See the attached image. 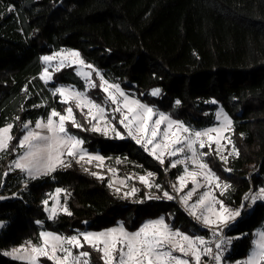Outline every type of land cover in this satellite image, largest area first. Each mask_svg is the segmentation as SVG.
I'll return each instance as SVG.
<instances>
[{
  "label": "trees",
  "instance_id": "obj_1",
  "mask_svg": "<svg viewBox=\"0 0 264 264\" xmlns=\"http://www.w3.org/2000/svg\"><path fill=\"white\" fill-rule=\"evenodd\" d=\"M9 5L15 11L9 13ZM58 49L78 51L85 64L139 96L161 89L159 103L186 127H212L220 105L232 120L229 138L235 152L226 165L213 169L232 186L220 199L239 208L247 193L264 188V0H0V128L13 125L10 147L0 152V196L5 197L0 200V264H26L3 251L24 241L38 243L40 231L72 236L121 223L133 232L165 214L178 229L201 232L177 203L121 199L106 179L75 164L35 180L13 168L23 124L45 121L52 109L62 110L51 88L65 84L84 89L83 80L69 68L52 75L54 84L39 78L40 58ZM68 130L86 141L84 148L103 156L109 168L152 172L156 183L167 174L132 140ZM56 188L66 190L59 203L65 204L67 195L73 214L50 221L42 201ZM245 213L227 233L229 238L243 235L226 254L228 264L242 259L253 232L264 228V202ZM90 260L102 264L92 253Z\"/></svg>",
  "mask_w": 264,
  "mask_h": 264
},
{
  "label": "snow or ice",
  "instance_id": "obj_2",
  "mask_svg": "<svg viewBox=\"0 0 264 264\" xmlns=\"http://www.w3.org/2000/svg\"><path fill=\"white\" fill-rule=\"evenodd\" d=\"M7 11L9 13L15 11V6L9 5ZM57 57H60V60L55 66L54 70L56 72H59L64 67L71 66L72 63L78 62L80 65L85 63L80 58L81 54L78 51L71 50L66 53L61 50V52H56L52 55H43L40 59L45 65H49ZM70 58L75 59L72 60ZM87 67L100 78L99 85L91 81L92 72L78 70L77 74L88 82V87L92 89L100 87L106 94V101H111L113 105H116L115 108L110 110L111 118L109 119L108 115H106V109L102 104L86 97L84 93L74 89L70 90L64 86L54 87L51 94L54 97L58 94L61 97V104H69L70 101H73L77 109L82 110L85 106L88 108V114L85 115V120L91 126L85 127L84 124L79 122L71 106L64 109L66 115H62L57 110L52 109L46 122H42L41 120L35 122L36 129L46 131L28 130L29 124L24 123L23 128L26 130V135L20 140V147L27 146V151L13 162L14 168L19 169L21 172H26L28 178L31 180L38 179L42 176H49L55 173L58 168L71 167V161L62 159L65 152L68 157L75 159L76 163L85 161L91 164L95 160L100 162L99 167H103L104 157L101 155H91L83 147L86 141L74 134H70L69 130L66 129L67 122H70L73 128H79L85 132L100 133L113 139L123 140L130 137L145 152L158 160L165 167L166 171L169 165L165 162V156L175 157L178 153L190 152L191 155L186 156L185 159L197 165L201 171H188L187 166H185V175H181L178 178L182 187L176 188L175 184L172 187L177 195H179L187 187L185 183L186 179L188 177L191 178L193 187L184 195L180 196V202L196 222L201 223L211 231L215 241L209 242L201 236H190L178 229L173 230L171 225L165 222L166 218L161 216L158 219L144 223L135 232L127 231L123 224L104 231H81L78 235L72 236L57 235L51 231H40L39 236L42 245H34L29 241L30 251L19 248L13 249L11 252H5L4 255L10 256L14 260L27 261V264H37L38 257L41 256L47 257L53 264H90L87 259L81 260L82 257L89 256L87 251H81L76 256L73 255V249L82 247L79 237H83V241L86 244L102 252L101 258L104 264H190L188 259H181L173 255V252L177 250L186 257L191 256L195 264H204L202 257H208V260L212 264H228L226 254L230 251L234 239L243 238V235L229 238L227 232L234 229L240 222V219L246 214V209L247 211H251L258 201H264V188H261L259 192L245 196L244 200L251 201V203H242L241 208L238 210L229 208L224 200L218 199L213 195L211 190L204 191L194 203L189 204V201L197 193L198 189L205 186L199 183V176H203L208 185H211L215 180L216 187L220 189L221 197L226 198L228 192L231 190L232 186L228 183L220 182V178L200 157L212 155L211 144L215 143L216 155L220 156V159L224 163L228 162V156L221 154L224 146L220 143V140L229 139V142H231L230 138L223 136V133L231 128L232 120L221 110L216 113L217 120L221 121L220 127H212L203 131L191 130L183 122L171 119L163 112H155L152 107L147 106V104L142 103L139 99L125 92L120 84L109 83L104 75L96 70L93 65L88 64ZM39 78L46 85L53 80V76L47 66ZM160 92L161 89L157 88L151 92V95L156 97ZM117 96L122 99H117ZM180 103V100L175 101L176 105H180ZM212 103L215 104L217 101L213 99ZM93 109H95V114L92 112ZM116 113L120 114L118 119ZM154 115L158 116V118L153 121ZM55 117H59L58 122L54 120ZM16 119L19 120L20 118L17 117ZM150 121L152 122L151 124ZM101 122H103V125ZM165 123L167 126L161 128V125ZM117 125L122 126L126 130L127 136L118 130ZM174 126L175 131H173ZM12 128V124L0 128V152L9 149L10 141L13 139L12 135H10ZM180 132L189 135H180L178 134ZM211 133H215V136L211 135ZM204 138H207V143ZM196 144H199L200 149L208 147L209 151H198L194 147ZM78 155L79 158L77 159ZM85 156H87V160H85ZM119 162L117 160V163ZM182 163L184 161L177 159L171 161L170 166L175 168ZM84 171L87 172L88 169L84 168ZM111 171L115 170L113 169ZM224 171L230 172L232 169L225 168ZM8 174L6 172L4 174L5 177ZM90 174L98 179H104L97 172H91ZM151 176H153V173L149 172L148 177ZM139 179L146 187H154L163 192L162 196L156 195L155 193L151 195L146 193L145 196L148 199L172 201L176 198L168 191L163 190L160 184H153L145 176H140ZM119 183L124 185L125 182L120 181ZM0 186L3 185L0 184ZM108 186L112 188L114 186L113 182L110 181ZM65 191L61 188L55 189L56 195L52 199L56 200V203L53 204L51 209L48 208V199L42 201V204L45 206V211L48 212V220L52 221L56 219L57 206L62 209L64 214L68 216L73 214L67 206V195L65 196V204L63 205H60L57 199ZM120 191V188H115L117 194ZM139 191L140 189L131 187L129 191L121 196V199L134 197ZM12 195L15 197L18 194L13 193ZM2 199H5V197L0 196V200ZM135 202L140 203L142 201L137 199ZM43 223L40 220L36 221L38 226H42ZM253 235H258L259 240H253L254 247L250 249L244 264H261V262H264V228L258 232H254ZM212 243H214V247L209 246ZM58 253H64V255L61 256ZM237 264H240V262H237Z\"/></svg>",
  "mask_w": 264,
  "mask_h": 264
},
{
  "label": "rangeland",
  "instance_id": "obj_3",
  "mask_svg": "<svg viewBox=\"0 0 264 264\" xmlns=\"http://www.w3.org/2000/svg\"><path fill=\"white\" fill-rule=\"evenodd\" d=\"M61 50H63L65 53L66 52H68L69 50H66V49H58L56 52H61ZM71 51H74V50H71ZM56 52H53V53H56ZM53 53H51L50 55H52ZM81 58V57H80ZM70 59H72V60H74L75 58H70ZM59 60H60V57H57L55 60H53L52 62H50L49 63V65H45L42 61H41V63H42V65H43V70H44V68L47 66L48 67V69H49V72L53 75V74H55V73H57L54 69H55V66L59 63ZM87 65L88 64H83V65H80L78 62L77 63H72L71 64V66H67V67H64V68H62L61 70H63V69H73L74 70V72L76 73V75L79 77V78H81V80H83V83H84V89H83V91H80V90H78L74 85H72V86H70V85H65V84H58V85H56L55 87H57V86H64V87H66V88H68V89H70V90H76V91H80V92H82V93H84L85 94V96L86 97H88V98H91V99H94L97 103H100V104H102V106L103 107H105V109H106V115H108V118L110 119L111 118V113H110V110L112 109V108H115L116 107V105H113L112 103H111V101H106V94L101 90V88L100 87H97V88H95V89H92V88H90V87H88L87 86V84H88V82H86L85 81V79L83 78V77H81L80 75H78L77 74V72H78V70L79 71H82V72H92V77H91V81L92 82H94V83H96L97 85H99L100 84V78L99 77H97L96 75H95V72H93L91 69H89L88 67H87ZM97 70V69H96ZM99 71V70H98ZM101 74H103L102 73V71L100 70L99 71ZM42 73H43V71H42ZM41 73V74H42ZM106 79V78H105ZM107 80V79H106ZM109 81V80H108ZM44 82V81H43ZM109 83H113V82H111V81H109ZM114 83H118V82H114ZM49 84H54V81L52 80L51 82H49ZM118 84H120V83H118ZM121 85V84H120ZM121 87H122V89L125 91V92H127V93H129L130 95H132V96H134V98H136V99H139L142 103H145V104H147V106H149V107H152L154 110H155V112H163V113H165L166 115H168L166 112H165V110H164V108H163V106H162V104H160L159 103V100H160V96H161V94H159L158 96H156V97H153L152 95H151V92L153 91V90H155V89H153V90H148V92L145 94V95H143V96H139V95H137L136 93H134L133 91H131V90H127L125 87H123L122 85H121ZM54 87H52L51 88V91H52V89H53ZM161 93V92H160ZM57 96V98H58V100H59V102H60V99H61V97L57 94L56 95ZM117 99H122V98H120L119 96H117ZM106 101V102H105ZM69 106H71L72 108H73V111H74V115H75V117H76V119L79 121V122H81L82 124H84V126L85 127H90L91 125L90 124H88L87 123V121L85 120V115H87L88 114V108L85 106L82 110L81 109H77L76 108V106H75V102H73V101H70V103L69 104H61V107H62V110H61V114L62 115H66V113H65V111H64V109L65 108H67V107H69ZM222 109L220 108V105H217L216 107H215V110H214V117H215V123H214V125L212 126V127H220L221 126V121H218L217 120V118H216V113L218 112V111H221ZM223 111V110H222ZM92 112H93V114H95V109H93L92 110ZM223 113H224V111H223ZM225 114V113H224ZM119 113H116V116H117V119L119 118ZM169 116V115H168ZM170 117V116H169ZM156 118H158V116H156V115H154L153 116V121L156 119ZM171 118V117H170ZM230 118V117H229ZM89 119H91V117H89ZM171 119H175V118H171ZM54 120L55 121H57L58 122V120H59V117H55L54 118ZM175 120H177V119H175ZM47 121V119L45 120V121H42V122H46ZM181 122V121H180ZM152 122L150 121V124H151ZM101 124L103 125V122H101ZM118 126V130L121 132V133H123L125 136H127V132H126V130L122 127V126H119V125H117ZM167 125H166V123L165 124H163V125H161V128H164V127H166ZM188 127V126H187ZM212 127H209V128H212ZM3 128V127H2ZM71 128H73L72 126H71V123L70 122H67L66 123V129L68 130V129H71ZM190 128V127H189ZM77 129H79V128H77ZM191 130H195V129H193V128H190ZM206 129H208V128H202L200 131H203V130H206ZM28 130H34V131H46V130H40V129H36V127H35V124H33V125H29V129ZM79 130H81V129H79ZM176 129H175V126L173 127V131H175ZM231 130V128L229 129V130H227V131H225L224 133H223V136L224 137H228L229 138V134H230V131ZM82 131V130H81ZM98 135H100V136H104V135H102V134H100V133H97ZM178 134H180V135H189V134H184V133H182V132H180V133H178ZM24 135H26V130L24 129V128H22V135H21V138H20V140L23 138V136ZM211 135H213V136H215V133H211ZM104 137H106V136H104ZM106 138H109V139H113V138H110V137H106ZM161 139H162V137H161ZM205 139V142L207 143V138H204ZM20 140L18 141V143H17V148H16V153H17V151H19V153L18 154H16V157L13 159V161H12V166H13V168H14V164H13V162L20 156V155H22L25 151H27V146H25V147H20ZM113 140H121V139H113ZM123 140H132L130 137L129 138H127V139H123ZM132 141H134V140H132ZM135 142V141H134ZM136 143V142H135ZM220 143L224 146L223 147V149H222V152H221V154L222 155H226V156H228V161H229V158L231 157V156H233L234 155V150L232 149V145H230V142H229V139H221L220 140ZM138 145V144H137ZM140 148H142L140 145H138ZM198 151H201V152H208L209 151V149H208V147H205L204 149H200L199 148V144H196L195 146H194ZM143 149V148H142ZM211 149H212V155H209V156H204V157H200V159L203 161V162H206L208 165H209V167L213 170L214 168H216V167H221V164L224 166V165H226V163H224L221 159H220V156H218V155H216V144L215 143H213V144H211ZM21 151V152H20ZM88 152L91 154V155H97L96 153H94V152H92V151H89L88 150ZM229 153H231V155H229ZM149 154V153H148ZM191 155V153L190 152H184V153H178L175 157H168V156H165V162H166V164H168L169 165V167H168V169H167V171L165 170V167L164 166H162L160 163H159V161L158 160H156L153 156H151L155 161H157L158 162V164H160L162 167H163V171H164V173H167L163 178H161L160 179V182H158V183H156V178H155V176L153 175V176H151V177H148V173H146L145 172V174H134V173H127L126 171H125V169H123V168H121L120 167V165H117V166H114L113 168H109V166H108V164L105 162V161H103V167H99L98 165L100 164V162L99 161H95V160H93L92 161V163L91 164H88V163H86L85 161H81V163H76V161H75V159H73V158H71V157H68L67 156V153L65 152L64 153V155L62 156V159H64V160H66V161H71V166L72 165H76V166H78L79 168H82L83 170H84V168H87L88 169V172L90 171V172H97V173H99L100 175H102L103 177H104V179H106L107 180V183H108V185H109V182L111 181V182H113V187L112 188H110L112 191H114L115 192V188H120L121 189V191H120V193H119V195L120 196H122L125 192H127V191H129L130 190V188L131 187H136V188H138V189H140V191L136 194V196H134V197H131V198H128V199H126V200H130V201H132V200H134V201H136L137 199H139L140 201H144V202H146V201H150V202H153V203H156V204H165V202H174V203H177L179 206H180V208H181V210L184 212V214L187 216V217H190L195 223H196V225H197V227H198V229H199V231H201L200 233H196L195 235H192V234H190V233H188V232H186V231H182V230H180V229H178L177 227H175L174 225H173V223H172V220L170 219V218H168V216H166L165 214L164 215H161V216H164L165 218H166V220H165V222L166 223H169L170 225H171V227L173 228V230H180L181 232H183L184 234H187V235H190V236H201V237H203L206 241H209V242H211V239L213 238V236H212V234H211V231L208 229V228H205L201 223H198V222H196L195 220H194V218L193 217H191L189 214H188V212L186 211V209H185V206L180 202V196H182V195H184L188 190H190L192 187H193V184H192V182H191V178L190 177H188L187 179H186V181H185V183L187 184V187L186 188H184L183 189V192H181L179 195H177V193L173 190V185L175 184L176 185V188H181L182 187V185L180 184V182H179V176H181V175H185V166H187V169H188V171H201L199 168H198V166L197 165H194V164H192L191 163V161H188V160H186L185 158H186V156H190ZM79 158V155L77 156V159ZM177 159H179V160H181V161H184V163H182V164H179V165H177L175 168H172L171 166H170V163H171V161H174V160H177ZM85 160H87V156H85ZM210 160H212L213 161V166L211 165V163H210ZM228 163V162H227ZM61 168H58L57 170H60ZM115 170V171H111V170ZM17 170H19V169H17ZM20 171V170H19ZM214 171V170H213ZM21 172V171H20ZM215 172V171H214ZM24 176H25V178L26 179H29L28 178V176H27V173L26 172H21ZM53 174V173H52ZM51 175V174H50ZM173 175H175V177H174V179L173 180H171V176H173ZM217 175V174H216ZM140 176H145L146 178H148L153 184H160L161 186H162V188H163V190H165V191H168L170 194H172L174 197H176L174 200H172V201H168V200H150V199H148L146 196H145V194L147 193V194H149V195H151L152 193H155L156 195H163V192L162 191H160V190H158V189H156V188H148V187H146L144 184H142L141 182H140V179H139V177ZM218 176V175H217ZM43 177V176H42ZM219 177V176H218ZM220 178V177H219ZM120 181H124L125 183H124V185H121L119 182ZM198 181H199V183L201 184V185H205V186H203V187H201L200 189H198V191H197V193L192 197V199L189 201V204H192V203H194L196 200H198V198H199V196L204 192V191H209V190H211L212 191V193H213V195H215L218 199H220V189L219 188H217L216 187V182H215V180L213 181V183L211 184V185H208L207 184V181L204 179V177L203 176H199L198 177ZM220 182H222V183H227V181H224L222 178H220ZM261 188H259V190H260ZM259 190H256V191H254V190H252V191H250L249 193H247L245 196H247V195H250V194H252V193H254V192H259ZM56 194H54V195H52V196H50L49 198H48V200H49V204H48V208L49 209H51L52 208V206H53V204H55L56 203V200H54V199H52V197L53 196H55ZM143 195V196H142ZM57 199L59 200V198L57 197ZM244 202L243 203H251V201H245V200H243ZM258 202H260V201H258ZM257 202V203H258ZM262 202H264V201H262ZM60 205H63V204H60ZM45 207V206H44ZM217 207H218V205H217ZM229 207V206H228ZM230 208V207H229ZM241 207H239V208H231V209H234V210H238V209H240ZM247 210V209H246ZM245 210V211H246ZM47 213V215H48V212H46ZM63 213V211H62V209H60L59 208V206H57V215L58 214H62ZM148 221H150V220H147V222ZM146 223V222H145ZM121 223H119V225H120ZM144 224V223H143ZM142 224V225H143ZM0 225H2V227H0V230L3 228V226H4V223L3 222H0ZM119 225H117V226H115V227H118ZM141 225V226H142ZM140 226V227H141ZM124 227H125V225H124ZM139 227V228H140ZM138 228V229H139ZM109 229V228H108ZM125 229H126V227H125ZM138 229H136V230H134L133 232H135V231H137ZM105 230H107V229H105ZM127 230V229H126ZM92 231V230H91ZM104 231V230H103ZM259 230H257V231H255V232H258ZM93 232H97V231H93ZM254 233V232H253ZM76 235H78V233H76ZM62 236H68V235H63L62 234ZM79 239H80V242H81V245H82V247L81 248H78V249H73L72 251H73V255L74 256H76V255H79V252H81V251H87L88 253H89V256L88 257H82L81 258V260L83 261V260H85V259H87V260H89V262H90V264H92V262H91V260H90V254L92 253L93 255H95V257L96 258H98L101 262H102V264H104V261H103V259L101 258L102 257V252H99V251H97L96 249H94V248H92L90 245H88V244H86L84 241H83V237H79ZM254 239H256V240H259V236L257 235V236H254L253 234L251 235V240H250V243H251V247H250V249H252L253 247H254V245H253V240ZM28 242L29 241H24L22 244H20V246H17V247H12V248H9V249H6V251H3V254L5 253V252H11L13 249H19V248H24V249H27L28 251H30V247H29V244H28ZM33 244V243H32ZM34 245H42V241H41V239H40V241L38 242V243H34ZM67 246V245H66ZM209 246H211V245H209ZM68 247H71V246H68ZM101 247H102V245H101ZM118 247H119V245H118ZM250 249L248 250V252H247V254L246 255H244L243 257H242V259H240V260H238V261H236V262H234L235 264H237V262H240V264H244V261L246 260V258L248 257V255H249V251H250ZM58 255H61V256H63L64 255V253H58ZM173 255H175V256H177V257H180L181 259H188L189 260V262H190V264H195V261H194V259L191 257V256H184V254L183 253H181L180 251H174L173 252ZM6 256V255H5ZM7 257H9V258H11L10 256H7ZM12 259V258H11ZM17 261H19V262H25L26 264H27V261H24V260H17ZM202 261L204 262L205 261V257H202ZM47 262H49V260L47 259V257H43V256H41V257H38V260H37V264H46ZM50 262H52V261H50ZM233 263V264H234ZM52 264H53V262H52ZM261 264H264V262H261Z\"/></svg>",
  "mask_w": 264,
  "mask_h": 264
},
{
  "label": "built area",
  "instance_id": "obj_4",
  "mask_svg": "<svg viewBox=\"0 0 264 264\" xmlns=\"http://www.w3.org/2000/svg\"><path fill=\"white\" fill-rule=\"evenodd\" d=\"M247 212H249V211H247ZM227 233H228V232H227ZM214 241H215V238L213 237V238L211 239V242H214ZM210 245H211L212 247H214V243H212V244H210ZM204 264H212V262L208 260V257H205Z\"/></svg>",
  "mask_w": 264,
  "mask_h": 264
}]
</instances>
